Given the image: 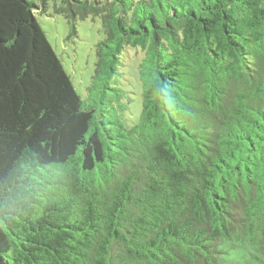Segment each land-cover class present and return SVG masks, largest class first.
Listing matches in <instances>:
<instances>
[{"label":"trees","instance_id":"obj_1","mask_svg":"<svg viewBox=\"0 0 264 264\" xmlns=\"http://www.w3.org/2000/svg\"><path fill=\"white\" fill-rule=\"evenodd\" d=\"M35 11L99 17L87 101ZM0 264H264V0H0Z\"/></svg>","mask_w":264,"mask_h":264},{"label":"rangeland","instance_id":"obj_2","mask_svg":"<svg viewBox=\"0 0 264 264\" xmlns=\"http://www.w3.org/2000/svg\"><path fill=\"white\" fill-rule=\"evenodd\" d=\"M31 1L37 3L39 0ZM35 16L69 75L75 90L83 100L87 101L88 87L95 69L96 44L104 36L99 17L89 16L78 21L76 32L70 34V27L61 14L42 15L35 11ZM142 56L143 54L139 49L132 48H127L122 54L123 65L121 70L123 74L120 77L119 86L128 95L129 124L138 120L141 111V84L137 77V66Z\"/></svg>","mask_w":264,"mask_h":264}]
</instances>
